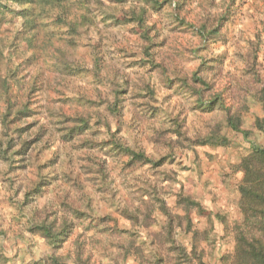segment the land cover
Masks as SVG:
<instances>
[{"label": "rangeland", "instance_id": "1", "mask_svg": "<svg viewBox=\"0 0 264 264\" xmlns=\"http://www.w3.org/2000/svg\"><path fill=\"white\" fill-rule=\"evenodd\" d=\"M99 1L75 34L74 5L61 25L47 18L60 9L45 8L32 31L18 5L0 15V264H184L171 240L190 248L177 218L187 207L191 229L207 232L202 263L222 264L241 220L236 164L250 143L264 147V126L254 128L264 118V0ZM142 6L148 40L111 19ZM217 95L250 139L229 131L217 107L199 108ZM111 105L116 140L159 166L130 165L105 144ZM80 119L90 122L78 133ZM216 132L229 144L196 142ZM65 222L54 247L28 232L44 223L58 233Z\"/></svg>", "mask_w": 264, "mask_h": 264}, {"label": "trees", "instance_id": "2", "mask_svg": "<svg viewBox=\"0 0 264 264\" xmlns=\"http://www.w3.org/2000/svg\"><path fill=\"white\" fill-rule=\"evenodd\" d=\"M90 0H0V15L3 12L8 11L9 4H16L21 7L16 14L19 19L21 29L28 28L30 31L35 30L37 16L44 17L47 13L45 8L51 7L52 9L58 8L60 12L53 15L50 14L47 18L54 20L57 24L64 23L67 16L66 7L74 5L78 8V13L75 15V21H69V26L72 27L73 33H76L77 27L82 26L85 23L90 24V8L88 7ZM112 2L116 4L125 3L127 0H100L99 3ZM142 1L145 5L151 9H158L161 5L157 0H138ZM235 0H232L234 2ZM41 7V8H38ZM146 9L142 6L138 9H132L128 13H122L112 17L117 24L129 25L131 32L139 36L143 40L149 38V28L146 25L145 20ZM55 24V23H53ZM76 27V29H75ZM20 34V33H19ZM204 88L207 86L205 81L197 80ZM181 84L188 90H193L191 86L185 84L184 80H181ZM200 91V90H199ZM198 91V92H199ZM222 111L225 114V124L229 131L241 135L244 139L248 140L253 136V131L244 129L242 127L241 119L236 114H232L231 109L226 107L221 101L220 95L212 96L208 100L199 99V108L202 111L211 113L215 111V108ZM110 114L115 118L116 129L115 132H106L105 144L120 152L128 158L130 165L137 164H152L159 166L163 159L153 162L147 158L142 152H137L126 146H123L115 138V133L120 127L119 114L115 105L109 107ZM89 119H80L77 121L75 130L78 133L87 130ZM264 126V118L256 117L254 122V128L258 131H262ZM213 138H201L196 139V142L200 146L217 145L226 146L229 141L217 135V132L212 135ZM237 170L242 174L240 184L237 187L238 200L236 202L237 210L241 215L240 222L236 223L233 227V250L230 254L221 257L222 264H264V147L257 146L255 143H250V151L244 155L236 164ZM186 205H190L197 209V214L201 217L211 218L216 217L210 211L204 210L196 201L192 199H186ZM185 212L184 217L178 216V224L184 221L186 223V232L191 235L190 248L185 249L177 242L171 240L173 244V251L178 252L184 260V264H198L202 263V252L197 251V243L200 241L208 240L206 231L192 230L190 211L187 208L182 209ZM165 214L168 217L169 227L173 226V216H171L164 209ZM71 224L68 226L66 222L63 224L61 230L58 233H52L51 228L44 223L38 225H32L28 228V232L33 235H40L51 246H57L68 235V230ZM201 237H203L201 239ZM170 240V239H169ZM176 244V246H175ZM140 256L142 257L141 253Z\"/></svg>", "mask_w": 264, "mask_h": 264}]
</instances>
